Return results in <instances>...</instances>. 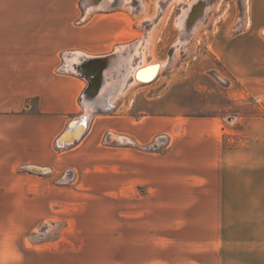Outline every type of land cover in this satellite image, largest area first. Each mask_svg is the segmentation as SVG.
Instances as JSON below:
<instances>
[{
    "label": "rangeland",
    "instance_id": "374dc122",
    "mask_svg": "<svg viewBox=\"0 0 264 264\" xmlns=\"http://www.w3.org/2000/svg\"><path fill=\"white\" fill-rule=\"evenodd\" d=\"M122 1L110 10L93 11L86 6L89 0H81L90 12L76 25H85L86 33L104 29L105 35L92 42L85 37L63 54L91 61L120 51L129 60L135 48L133 67L164 66L154 82L129 86L127 78L124 96L118 94L111 109L91 110L89 124L95 115L116 114L123 97L136 99L139 109L153 101L156 112H148L156 115L216 121L227 157L218 184L200 182V198L212 200L219 214L201 217L206 223L199 226L155 222L146 187L135 188L131 180L124 191L117 189L116 147L124 142L111 126L101 133L93 172L85 164L75 172L40 169V177L15 181L12 207L0 208V231L9 235L3 255L31 264L146 263L163 258L162 248L175 254L180 248L213 247L224 249L226 263H258L264 259V0ZM122 46L131 47L118 49ZM91 77L82 98L84 113L70 124L88 114L86 104L95 103L97 97L87 96ZM131 90L138 91L136 98ZM128 137L125 147L133 144ZM167 142L160 133L139 153L160 152ZM19 171L35 172L30 167ZM173 195L180 197V192Z\"/></svg>",
    "mask_w": 264,
    "mask_h": 264
},
{
    "label": "crops",
    "instance_id": "0c3cea01",
    "mask_svg": "<svg viewBox=\"0 0 264 264\" xmlns=\"http://www.w3.org/2000/svg\"><path fill=\"white\" fill-rule=\"evenodd\" d=\"M99 3L100 0H89L86 6L101 11L93 7ZM88 8H82L81 0H0V208L12 207L14 183L18 178L40 177V172H20L22 167L54 174L66 169L75 172V168L85 164L86 169L90 167V173L93 172L98 165L91 166L93 154H99L97 146L101 133L114 126L117 140L124 142L122 147H116L117 189L124 191L126 182L131 180L135 188L146 187L150 192L148 200L154 204L150 214L157 223L197 226L206 223L200 218L215 211L219 213L212 200L200 198V182L218 184L219 168L222 159L227 157L226 152L225 158L223 155L221 130L217 129L216 121L183 114L156 115L148 112H156L157 105L153 101L139 109L136 99L127 101L123 97L116 105V114L95 115L79 141L64 147L57 145L70 121L84 113L82 98L86 79L90 77L87 68L101 67L103 60H111L110 66L117 54L113 52L91 61L86 55L83 61L84 55L63 54L81 44L85 37L90 42L104 37V29L86 33L85 25H76V21L89 14ZM125 47L131 46L118 49ZM132 49L136 57L135 48ZM108 68L102 71L103 83L99 90L107 80L113 81L112 86L108 85L109 90L101 97L98 93L95 108L111 109L118 94L121 93L120 98L124 96L126 85L120 81L125 69L107 77ZM129 82V86L135 85L131 75ZM131 91L136 98L138 91ZM109 94L115 95L111 104L108 103ZM127 107L134 112L126 110ZM160 133L168 136L162 151L139 153L141 146L151 144ZM125 134L132 137V146L125 147L124 140H131ZM75 174L78 177V173ZM190 180H195V184H190ZM190 190L195 194L185 197ZM174 192H180V197L173 195ZM198 232L200 227H197ZM8 237L7 232L0 231V264H31L13 262L3 255ZM191 239L203 242L200 236L193 235ZM251 250L252 254L257 251ZM160 252L163 258L150 259L146 263L117 264H264V259L258 263H226L222 258L224 249L213 247L180 248L175 254L162 248ZM263 253L261 250V255ZM169 255L178 258L168 259ZM205 256H212V259Z\"/></svg>",
    "mask_w": 264,
    "mask_h": 264
},
{
    "label": "bare ground",
    "instance_id": "6f19581e",
    "mask_svg": "<svg viewBox=\"0 0 264 264\" xmlns=\"http://www.w3.org/2000/svg\"><path fill=\"white\" fill-rule=\"evenodd\" d=\"M200 1H204V0H200ZM206 1V0H205ZM120 3H122V0H100V3L98 6L96 5H92L94 7V9H98V10H110L116 6H118ZM203 3V2H202ZM201 3V4H202ZM200 5V4H199ZM205 6V5H204ZM195 8V7H194ZM193 9V8H192ZM204 11V10H203ZM205 13V12H204ZM188 14V13H187ZM202 14V13H201ZM191 16V15H188ZM187 16L186 21L188 22L189 17ZM202 17V16H200ZM197 19V18H196ZM132 52V51H131ZM144 54V53H143ZM132 58V57H131ZM107 59V58H106ZM115 62L110 66L108 65V70H106V75L107 77L111 76L113 74V72H117V71H121V68L125 69V73L123 76V80H121L120 82H123V85L126 84V80L127 78L130 77V75L133 73V80L136 83H149L151 81H156L159 77V75L162 73V69L163 66L162 64H159L158 62H153V63H146L144 65L138 66L137 68L133 67L132 65V60H124V57H122L121 52H117V54L114 56ZM109 60V59H108ZM109 62H111V60H109ZM98 63V62H97ZM127 64V65H126ZM95 66V65H94ZM128 68H127V67ZM96 69H90L87 68V72H89L87 75L91 77V75L94 73H96L97 75L94 77H91L92 80L93 79H97L99 77V72L101 70V67L99 65L95 66ZM97 71V72H96ZM119 73V72H118ZM121 74V73H120ZM130 74V75H129ZM107 80V79H106ZM118 80V79H117ZM112 82L113 81H106L104 83V86L101 90H99V95L101 97V95L104 94V92L106 90H109L108 85L111 87L112 86ZM115 99V95L113 94H109L108 95V103L111 104V102ZM94 104V105H93ZM93 104H86L87 105V110H88V114L87 116H85L83 119L75 120L71 123L70 125V129L65 133V135L59 140V146L60 147H64L67 145H71L72 143H74L75 139H80L83 137V135L86 133V131L88 130L89 127V121L92 118L91 115V110H93L96 107V102ZM113 105V104H112ZM99 109H101L99 107ZM34 170H39L38 168H34Z\"/></svg>",
    "mask_w": 264,
    "mask_h": 264
},
{
    "label": "water",
    "instance_id": "95a60500",
    "mask_svg": "<svg viewBox=\"0 0 264 264\" xmlns=\"http://www.w3.org/2000/svg\"><path fill=\"white\" fill-rule=\"evenodd\" d=\"M100 62V61H99ZM96 63V62H95ZM101 63V70H100V72L98 73L99 74V77L95 80V79H93V80H91V85H90V88H89V90L87 91V96H88V98L89 99H95L96 97H97V95H98V92H99V89H100V87H101V85H102V83H103V70L107 67V65H108V62L107 61H101L100 62ZM97 72V71H96ZM93 76H96L97 74L95 73H93L92 74ZM100 112H102L103 110H101V109H98ZM70 125L71 124H69V127H68V129L59 137V139L57 140V145L59 146V140L65 135V133L70 129ZM85 135V134H84ZM83 135V136H84ZM81 139V138H80ZM80 139H75V141L74 142H76V141H79ZM30 170H32V171H35V172H41V170L39 169V170H34L32 167H30Z\"/></svg>",
    "mask_w": 264,
    "mask_h": 264
}]
</instances>
